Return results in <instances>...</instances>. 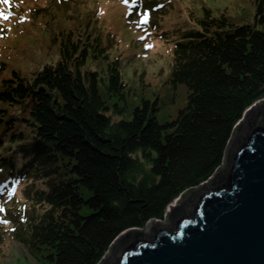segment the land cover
I'll list each match as a JSON object with an SVG mask.
<instances>
[{
	"label": "trees",
	"instance_id": "16d2710c",
	"mask_svg": "<svg viewBox=\"0 0 264 264\" xmlns=\"http://www.w3.org/2000/svg\"><path fill=\"white\" fill-rule=\"evenodd\" d=\"M146 1V24L157 28L164 2ZM254 2V23L233 24L205 4L201 15L191 11L197 26L174 43L164 104L144 98L130 118L114 117L128 109L130 87L99 33L62 30L55 63L3 78L0 186L23 182L38 202L16 233L35 257L97 264L121 232L163 219L181 193L213 175L237 122L264 98V29L256 26L264 0ZM89 56L108 60L107 77L85 67ZM180 89L183 103L163 121L158 111L177 103Z\"/></svg>",
	"mask_w": 264,
	"mask_h": 264
},
{
	"label": "rangeland",
	"instance_id": "374dc122",
	"mask_svg": "<svg viewBox=\"0 0 264 264\" xmlns=\"http://www.w3.org/2000/svg\"><path fill=\"white\" fill-rule=\"evenodd\" d=\"M162 1L164 5L155 14L159 26L154 28L147 26L148 17L147 24L141 23L142 0H7V3L0 0V84L13 69L26 76L45 64L55 63L59 58L60 43L56 36L60 31L74 29L83 37L87 31L99 33L103 44L112 42L110 54L121 59L130 87L128 109L114 114L118 120L126 119L144 98L160 99L164 104L171 86L174 43L184 38L182 30L197 26L190 17L191 11L201 15L205 4L214 15L223 13L233 24L255 22L254 0ZM146 4L152 6L149 0ZM256 26L264 29V23L258 22ZM85 67L107 77L108 60L89 56ZM180 95L177 103L164 105L158 111L163 121L170 120L183 103L184 89H180ZM240 132L236 125L226 151ZM17 185L16 189L12 182L0 186L7 187L0 197V264H52L49 258L35 257L16 237V233L25 231L27 215L38 207V202L26 195L25 183ZM181 194L168 206L165 217L158 220L168 222L169 210ZM87 211L89 208L84 205L82 212ZM115 241L97 264L108 259Z\"/></svg>",
	"mask_w": 264,
	"mask_h": 264
},
{
	"label": "water",
	"instance_id": "95a60500",
	"mask_svg": "<svg viewBox=\"0 0 264 264\" xmlns=\"http://www.w3.org/2000/svg\"><path fill=\"white\" fill-rule=\"evenodd\" d=\"M246 110L213 175L181 194L168 222L121 232L103 264H264V100Z\"/></svg>",
	"mask_w": 264,
	"mask_h": 264
},
{
	"label": "bare ground",
	"instance_id": "6f19581e",
	"mask_svg": "<svg viewBox=\"0 0 264 264\" xmlns=\"http://www.w3.org/2000/svg\"><path fill=\"white\" fill-rule=\"evenodd\" d=\"M247 112L249 113V110H248ZM246 114H247V113H246ZM155 221H156V220L151 221V223H150L149 225H146V226H144V227H141V229H142L143 231H149L150 228L152 227V225H153V223H154Z\"/></svg>",
	"mask_w": 264,
	"mask_h": 264
},
{
	"label": "snow or ice",
	"instance_id": "6c2138e0",
	"mask_svg": "<svg viewBox=\"0 0 264 264\" xmlns=\"http://www.w3.org/2000/svg\"><path fill=\"white\" fill-rule=\"evenodd\" d=\"M5 3H7V0H4ZM5 19H7L8 17H4ZM147 22V16L145 15L142 20H141V23H146Z\"/></svg>",
	"mask_w": 264,
	"mask_h": 264
}]
</instances>
